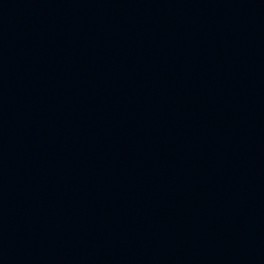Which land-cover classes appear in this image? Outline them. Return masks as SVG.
<instances>
[{
	"label": "water",
	"instance_id": "obj_1",
	"mask_svg": "<svg viewBox=\"0 0 264 264\" xmlns=\"http://www.w3.org/2000/svg\"><path fill=\"white\" fill-rule=\"evenodd\" d=\"M0 264H264V0H0Z\"/></svg>",
	"mask_w": 264,
	"mask_h": 264
}]
</instances>
